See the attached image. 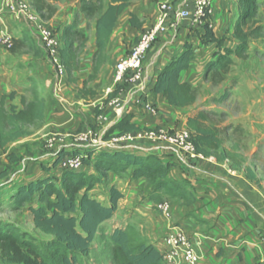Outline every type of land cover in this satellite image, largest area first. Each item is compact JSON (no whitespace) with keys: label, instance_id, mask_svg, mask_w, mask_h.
Wrapping results in <instances>:
<instances>
[{"label":"trees","instance_id":"obj_1","mask_svg":"<svg viewBox=\"0 0 264 264\" xmlns=\"http://www.w3.org/2000/svg\"><path fill=\"white\" fill-rule=\"evenodd\" d=\"M132 1L109 0L105 7L104 0H80L81 14L96 21L99 53L106 50L119 18ZM237 1L241 10L233 32L236 42L233 49L225 46L223 39L216 36L210 23L203 27L204 32L200 34L203 44H216L222 48L206 66L203 77L214 84L225 81L235 64L233 58H248L251 38L261 36V27L254 29L259 12L258 0ZM130 23L138 30L143 28V23L135 14H131ZM60 39L61 59L70 78L79 70V52L85 47L88 37L79 29V20L74 19L63 28ZM17 42L14 39V46ZM196 57L192 43L187 41L182 53L157 74L151 89L152 97L155 99L163 96L168 105L174 108L194 105L198 90L192 83L182 81L181 75L191 68ZM123 88L118 87L107 102L117 97ZM38 92L35 91L36 97L32 101L23 100V109L15 105L6 107L7 99H15V93L1 98L0 150H6L10 144L27 136L29 126L45 119V102L39 98ZM85 96L86 93L83 94ZM227 97L226 93L217 102L223 103ZM223 118L217 112L203 110L188 119L187 129L191 132L198 153L207 157L220 152L225 158H230L231 152L240 148L238 143L232 146L231 151L224 147L231 140L233 127L224 125ZM136 129L138 127L134 116L128 114L109 129L106 139L114 133L121 135ZM70 151L64 148L59 150L50 163L42 165V175L25 184L15 186L11 183L9 186L13 211L28 206L35 228L52 237V240L39 244L21 234L11 224L0 221V264H89L92 245L104 239L113 246V264H165L161 251L155 245L142 241L133 227H117L107 232L106 225L119 210L124 194L117 187L111 186L109 198L102 202L91 190L110 174L130 172L133 180L146 179L151 183L149 198L155 203H162L166 195L186 198L182 193L187 186L170 177V170L175 165L164 162L154 154L133 153L125 149L88 147L78 153ZM68 156H80L83 167L79 170L63 168L61 163ZM11 161L16 163L18 159L12 157ZM7 173L4 170L0 178L7 177ZM247 177L259 183L250 169H247Z\"/></svg>","mask_w":264,"mask_h":264},{"label":"crops","instance_id":"obj_2","mask_svg":"<svg viewBox=\"0 0 264 264\" xmlns=\"http://www.w3.org/2000/svg\"><path fill=\"white\" fill-rule=\"evenodd\" d=\"M192 1L193 0H133L132 6L134 8V14L139 16L138 20L141 19V21L144 22L145 20L141 17H154L155 21L159 7L163 3L171 4L174 8V12H177L190 8L192 6ZM34 2L37 4V9L39 11L42 10L43 4L53 3L51 0H34ZM108 3L109 0H107V5ZM227 7V2L224 0H213L212 22L214 27H212L216 36L221 40L223 37H221L218 32L220 33L224 28L220 22L222 16L227 14ZM61 14V9H58L53 15L52 21L56 18L62 20ZM125 14L126 11L119 18L106 48V50H108L112 45H114V48H119V53L121 52L120 54L122 55H120L118 60L114 59L115 57L112 58V62L115 63V66L121 58L126 57L131 52L128 53L125 46V43L127 44L130 42L128 38L130 36L137 37V34L139 35V33H141V30L133 27L131 23H128V25L120 24L122 17L126 16ZM72 15V13H67L64 16V20L66 21L64 27L74 20H70ZM10 21L16 23L11 15L7 17L0 14V27L2 31L8 32V34L18 41L15 50L27 49L29 51L28 56L31 57V59L38 60L39 57H46L43 45L41 44L42 42H39L36 36L33 38L28 28L20 29L18 37H14V34H18V32L9 31L13 29L9 26ZM84 21H87V18L82 15L79 21V29L87 35V24L83 25ZM91 21H93L92 30L89 32L91 41L87 44V46L89 45L87 48L85 47L79 52V69H83L85 64H94L97 68L102 58L101 56L104 57L106 54V50L100 53L97 52L96 21ZM154 21H152L153 23L147 21V24L143 25L142 30L145 31L149 26H152ZM53 22H55V20ZM122 26L124 29H122ZM63 28L60 30V35ZM203 32V29L194 28L185 21H176L175 27H171L166 34L161 35L147 55L145 61L146 84L151 85L153 88L157 74L182 53L184 44L187 41L192 42V40H196L197 35L203 34ZM202 45L204 49L206 48L207 50L216 46L215 52L218 48L216 44L202 43ZM224 45L227 46L225 43ZM89 48L91 49V53L87 54ZM82 51L84 52L81 54ZM196 54L197 57L193 61L191 68L181 75L182 81L192 83L195 87L196 80L202 72L200 70V65L202 62L208 61L205 60L201 62L197 51ZM213 59L212 57L209 63ZM42 63L43 62H40V64ZM207 65L208 63H206V66ZM197 66L200 68H195ZM90 69L91 67L86 71L88 74H91L89 73L91 72ZM50 72L51 76H53V69H50ZM114 72L115 67L109 74V81H107L109 84L107 85L110 86L108 88L113 84ZM2 74L3 70L0 69V77ZM51 76L49 75V77ZM238 77L235 79L236 81L239 80ZM84 80L85 79H82L75 84H71L64 77L61 80L58 79L56 84L54 83L55 89H49L50 92H52L51 97L46 98L44 101L45 118L49 121L47 126L53 125L62 130H69L76 122H80L82 119L79 114L73 117L71 111H75L74 113H81L86 110L85 108L94 109L97 105L104 106L103 101L107 98L106 91L108 89H104V81L98 77L95 80L96 85L94 89L85 91L84 88H80L84 84ZM46 83L48 84V82ZM236 85V88L244 90L248 94H251L252 91L255 90L254 84H244L243 80L241 82L239 80ZM46 89L48 90V87H46ZM122 90L119 96L123 101V114L119 116L107 102L102 114L109 117L110 123L107 124L102 134H105L106 130L108 132L112 126L120 121L121 117L123 118L128 114L134 116V121L138 128L152 129L159 127L173 132L178 129H187V121L189 118L196 116L203 110H209L203 108L199 96L194 105L186 108L171 107L163 96H157L155 97L157 114L150 115L142 108L135 105V100L141 94V86L134 88L124 87ZM85 93L88 95L83 97ZM69 109L71 110L70 114H68ZM100 109H102V107H100ZM70 115L72 117H70ZM92 121L94 123V119H92ZM95 124L98 123L95 122ZM102 125L103 124H98L100 127ZM231 141L232 139L230 142ZM228 144L229 142H227L224 147L231 151L232 147H229ZM119 149H125L139 154H154L160 157L164 162L173 163L175 165L171 170H175L177 175H179L177 181L187 186L185 192L182 193L186 198L180 196L172 198L166 195L165 200L170 201L172 204L173 224L185 229L194 243L199 241L198 238L200 236L204 237L201 239V243L199 242L201 245V264H264V244L261 242V236L264 237V192L255 185L254 181H251L247 177V169H250L255 174V170L252 166L255 146L251 152V159L248 158L249 155L239 151V148L231 152L230 158H225L218 152L216 155L207 156L203 161L185 159L174 147L167 143L153 144L143 142ZM111 175L112 174H110V176ZM146 182V179L133 180L131 178L130 187H136V183L143 185L146 184ZM119 190L124 194L121 189ZM124 199L125 194L122 200ZM121 205L122 204L119 203V210L121 209ZM146 207L151 208L149 205H146ZM114 222L115 219L113 218L107 223L106 227L109 228ZM115 228H113V230ZM160 244L158 243L156 245L158 249Z\"/></svg>","mask_w":264,"mask_h":264},{"label":"rangeland","instance_id":"obj_3","mask_svg":"<svg viewBox=\"0 0 264 264\" xmlns=\"http://www.w3.org/2000/svg\"><path fill=\"white\" fill-rule=\"evenodd\" d=\"M20 1L29 5L30 10L39 18L40 25L51 28L54 32L58 33H60V30L66 23L64 16L67 13L73 14L70 20L78 19L80 21V17L82 16L80 12V0H51L53 3L43 4L41 11L37 9V4H35L34 0ZM224 1L227 2L228 5L226 11L227 14L222 16L220 24L224 28L220 33L218 32V34L223 37V41L227 47L233 49L236 46L233 32L240 16L241 9L237 0ZM258 4L259 12L254 29L261 27V36L259 38H251L247 59L233 58L235 64L230 73L225 77L224 82L214 84L212 81L203 78L206 70V63H209L210 59L214 57V54L222 48H217L216 52V46L211 47L208 50L206 48L204 49L200 34H198L197 39L192 40L191 43L195 51H197L201 62L208 60L207 62H200V70L202 72L195 83L201 105L204 109H209L207 111L217 112L218 114L223 115L224 125L233 127V130L231 131L232 141H229V147H232L234 143H238L240 146L239 151L249 155L248 158H250V156H252L251 152L255 146L252 166L255 170V175L259 179V183H255V185L264 192V0H258ZM104 5L105 7L107 6V0H104ZM58 9H61L62 20L56 18L54 19L55 22H53L54 20L52 21V17ZM133 11L134 8L131 3V6L126 10V16H123L120 21L121 25L130 24V16L131 14H134ZM0 14L10 17L9 12L4 5V0H0ZM136 16L139 17L138 15ZM141 18L145 20L142 22L141 19H139L143 25L147 24V21H150L151 23L154 21V17L147 16ZM13 20H15V18H13ZM15 21L16 23H12L11 21L9 23V26L13 28L9 31L18 32V34H14V37H18L20 29L28 28L31 32L30 35L33 38L36 36L37 40L41 42L39 34L33 25L22 21ZM212 21L210 25L214 27ZM86 24L88 41L85 47L87 48L89 46H87V44L91 41L89 32L92 30L93 21L87 19V21H84L83 25ZM122 29H124V27ZM1 31L2 28L0 27V33ZM140 32L139 35L137 34V37L130 36L128 38L130 39V42L127 44L125 43L128 53L138 42L144 30H141ZM79 42H81V40ZM15 47L16 45L12 49H6L4 46L0 45V61L2 60L0 62V69L3 70V74L0 77V100L3 96L9 97L12 93H15V99H7L6 107L9 108L10 106L15 105L18 109H23V100H26L27 102L32 101L36 97L35 91H39V98L44 101L46 98H50L52 92H50L49 89H55V84L59 78L57 77L55 69L46 53V57H39V59L36 60L31 59V57L28 56L29 51L27 49L15 50ZM90 51L91 49L89 48L87 54L91 53ZM83 52L84 51H82L81 54ZM120 53L119 48H114V45H112L110 49L106 50L105 56H101L102 58L98 63L97 68L94 64H85L83 69L80 68L74 72L70 78L66 74L65 78L71 84H75L79 80L85 79L84 84L80 88L89 91L94 89V86L96 85L95 80L100 77V79L104 81V89L106 90L110 86L107 85L109 84V82H107L109 81V74L115 67L112 58L115 57L114 59L118 60L120 55H122ZM40 62L43 63L40 64ZM90 67L91 72L89 73L91 74H88L86 71H88ZM200 67L197 66L195 68ZM50 69H53L54 71L53 76H51ZM49 75L51 77H49ZM237 77L240 82L243 80L244 84H254L255 90L252 91L251 94H248L244 90L236 88V84L239 81L235 80ZM46 82H48V84ZM46 87H48V90ZM226 93L228 94L227 99L223 103H218L217 100L223 97ZM107 99L108 96L103 101L104 106L107 103ZM104 106L97 105L96 108L93 107L94 109L85 108L86 110L81 113H74L75 111L69 109L68 114H70L71 111L73 117H76L78 114L82 117L80 122H76V124H74L69 130H62L53 125L47 126L49 121L45 118L43 121L36 122L34 125L29 126L27 129L29 134L27 136L10 144L6 150H0V173L4 170H7L8 172L7 177L0 178L1 222L11 224L21 234L27 235L29 239L35 240L39 244L43 245L52 240V237L44 235L35 228L33 215L28 206L22 210L13 211L9 186L11 183L15 184V186H19V184H25L32 178L34 179L35 177L42 175V165L44 163H50L62 146L64 149L73 150V152L75 151L74 153L84 150L83 148L76 146L74 141L75 137L80 133L88 129H93L99 136H101L107 124L110 123L107 121L106 123H103L101 127L98 126V124H95V122L98 121L99 116L104 115L102 114ZM100 107H102V109H100ZM71 115L70 117H72ZM92 119H94V123ZM105 133L107 134V130ZM52 138H56L57 140L54 145L55 148L53 149L47 146V141ZM60 139H63V141H60ZM12 157H17L18 162L13 163L11 161ZM170 177L176 180L179 179V175H177L175 170L170 171ZM130 181V172L122 175L112 174L108 178H103L102 183L95 185L92 188L91 193L98 197L102 202H106L109 198V189L111 186L121 189L125 194V199L120 201L122 204L121 209L115 215V222L113 225L109 226L107 232L110 233L115 227L130 226L136 230L142 241L156 246L163 240L170 223L161 216V213L157 209V205L160 203H155L149 198L151 183L149 181L143 185L136 183V187H130ZM165 201L168 200H164V202ZM146 205H149L151 208L146 207ZM112 251L113 246L108 240H97L92 245L91 254L88 258L89 264H113Z\"/></svg>","mask_w":264,"mask_h":264},{"label":"built area","instance_id":"obj_4","mask_svg":"<svg viewBox=\"0 0 264 264\" xmlns=\"http://www.w3.org/2000/svg\"><path fill=\"white\" fill-rule=\"evenodd\" d=\"M4 5L15 20L31 24L36 28L44 51L52 63L57 77L60 80L64 78L67 72L61 59L62 43L60 34L54 32L51 28L40 25L39 18L30 10L27 3L20 0H4ZM212 17L213 0H193L190 8L177 12H174L171 4H161L154 24L142 33L130 54L116 63L113 84L107 89L106 95L109 97L120 86L131 88L141 86V94L135 100V105L150 115H156L157 108L155 99L151 94L152 87L145 82V61L149 51L161 35L166 34L171 27H175L176 21H185L194 28H203L207 23H211ZM0 45L6 49H12L14 38L5 31H1ZM109 105L119 116L123 114V101L119 95L112 99ZM107 121L110 122L109 117L101 115L97 123L103 124ZM61 140L63 141V139ZM74 141L76 146L83 149L88 147L119 149L143 142L167 143L174 147L185 159L193 161L206 159L205 155L197 152L191 132L188 129H178L172 132L159 127L152 129L138 128L131 133L112 135L109 139H106V133L99 136L95 130L88 129L75 137ZM56 142V138L49 139L47 146L53 149ZM63 148L62 146L59 150ZM61 166L79 170L83 167L82 158L80 156H68L63 160ZM157 209L161 216L170 223L159 247L165 264H201L200 243L204 237L200 236L199 241L194 243L185 229L173 224L170 201H163L158 204ZM261 237V242L264 244V237Z\"/></svg>","mask_w":264,"mask_h":264}]
</instances>
